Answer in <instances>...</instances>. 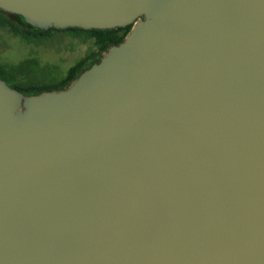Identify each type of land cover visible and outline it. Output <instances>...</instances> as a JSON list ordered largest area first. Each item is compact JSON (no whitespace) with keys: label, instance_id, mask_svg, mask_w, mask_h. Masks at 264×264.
Here are the masks:
<instances>
[{"label":"water","instance_id":"obj_1","mask_svg":"<svg viewBox=\"0 0 264 264\" xmlns=\"http://www.w3.org/2000/svg\"><path fill=\"white\" fill-rule=\"evenodd\" d=\"M0 9L131 25L62 88L0 77V264H264V0Z\"/></svg>","mask_w":264,"mask_h":264},{"label":"rangeland","instance_id":"obj_2","mask_svg":"<svg viewBox=\"0 0 264 264\" xmlns=\"http://www.w3.org/2000/svg\"><path fill=\"white\" fill-rule=\"evenodd\" d=\"M3 20L9 16L0 12V64L31 59L28 76L23 78L26 82L49 76L51 69L53 76L61 77L76 60L95 49L92 39L72 32L51 30L42 39H25L10 32Z\"/></svg>","mask_w":264,"mask_h":264},{"label":"trees","instance_id":"obj_3","mask_svg":"<svg viewBox=\"0 0 264 264\" xmlns=\"http://www.w3.org/2000/svg\"><path fill=\"white\" fill-rule=\"evenodd\" d=\"M1 13H5L15 19L3 20L2 22L8 26L10 32L25 39H42L46 37L48 31L72 32L74 35H82L88 39H92L95 45L94 50H90L85 56L76 60L66 71L60 76H53L54 71L47 77L33 78L27 82L23 79L28 76V70L32 65L31 59H25L16 64H0V77L4 79L10 86L22 91L25 94H35L43 90L58 89L66 86L74 77H76L89 63L98 58L101 53L113 44H118L124 38L131 25L109 29H83L79 27H68L57 29L54 27L48 29L35 28L27 25L20 16L5 12L0 9Z\"/></svg>","mask_w":264,"mask_h":264},{"label":"flooded vegetation","instance_id":"obj_4","mask_svg":"<svg viewBox=\"0 0 264 264\" xmlns=\"http://www.w3.org/2000/svg\"><path fill=\"white\" fill-rule=\"evenodd\" d=\"M12 17L11 16H9V19H11ZM12 19H15V18H12Z\"/></svg>","mask_w":264,"mask_h":264}]
</instances>
